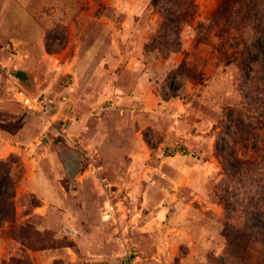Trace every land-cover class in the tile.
Listing matches in <instances>:
<instances>
[{
    "label": "rangeland",
    "instance_id": "374dc122",
    "mask_svg": "<svg viewBox=\"0 0 264 264\" xmlns=\"http://www.w3.org/2000/svg\"><path fill=\"white\" fill-rule=\"evenodd\" d=\"M180 1L185 23L164 51L151 39ZM221 2L0 0V131L24 142L0 154V264H264L257 190L215 153L226 110L260 113L245 97L256 78L219 60ZM13 82L49 111L25 110ZM105 109L102 150L71 134ZM39 179L53 201L32 191Z\"/></svg>",
    "mask_w": 264,
    "mask_h": 264
},
{
    "label": "trees",
    "instance_id": "16d2710c",
    "mask_svg": "<svg viewBox=\"0 0 264 264\" xmlns=\"http://www.w3.org/2000/svg\"><path fill=\"white\" fill-rule=\"evenodd\" d=\"M181 4V1L176 2V11H167L151 39L154 46L164 51L172 47V37L181 32L185 23V5ZM152 5L158 6L159 0H152ZM211 23L219 28L216 49L220 62L226 66H239L245 77H255L258 84L254 90L246 91L245 97L251 106L247 110L255 114L256 106L260 113L251 117L244 114L245 108L242 114L237 109L226 110V124H222L221 129L224 138L216 141L215 153L221 159L222 170L231 175L235 183L244 178L257 190L256 198L248 201L254 203L253 222H261L264 229V0H222ZM14 75L18 79L23 77L21 72ZM252 93H257L260 100ZM246 151L255 156L253 161L245 159Z\"/></svg>",
    "mask_w": 264,
    "mask_h": 264
},
{
    "label": "crops",
    "instance_id": "0c3cea01",
    "mask_svg": "<svg viewBox=\"0 0 264 264\" xmlns=\"http://www.w3.org/2000/svg\"><path fill=\"white\" fill-rule=\"evenodd\" d=\"M105 110L106 111H104V113H101V118L97 119L100 122L97 123V121H95L93 123L94 125L92 124V126H91V124H89L90 119H89L88 114L82 116L76 122L77 124L74 125V127H76V125H78L79 126L78 130L81 132L77 133V130L74 128V131H71V134L73 136H76V137H83V136L87 135L89 132L88 137H91L92 144L97 145V147H99V149L102 150L103 146L108 141L109 133L113 129V126L110 123L112 118L110 117V114L108 116H106L108 110L107 109H105ZM98 114L99 113H97V115ZM20 135H21V130L15 136L9 134L8 132H5V131L1 132L0 131V154L3 157H5L10 150H17V149L19 150V148L21 149V146L24 144V142L20 141ZM48 149L49 148L45 149L46 155H48ZM57 151H58V148H57ZM77 158L79 159V156H77ZM55 159L56 158H54V160ZM59 162H60V164H63V166L65 167V162H64V160H61L60 157H59ZM36 181H38V180H35L34 182H36ZM38 182L42 187L41 188L42 192H37L36 191L37 189L32 190L37 194L38 198H40V199L43 198V199H46L47 201H49V200L53 201L56 198V196L59 195V193L54 190L55 185H53V183L49 182L46 179H44V180L39 179ZM34 185H36V184H34ZM50 203L52 204V202H50ZM43 208H44V206L37 208L36 210H42ZM109 215L111 216V214H109Z\"/></svg>",
    "mask_w": 264,
    "mask_h": 264
},
{
    "label": "built area",
    "instance_id": "2783aa9c",
    "mask_svg": "<svg viewBox=\"0 0 264 264\" xmlns=\"http://www.w3.org/2000/svg\"><path fill=\"white\" fill-rule=\"evenodd\" d=\"M14 98L25 110L32 114L47 113L51 107L52 101L46 97H32L30 96L18 83L13 82ZM41 143L38 142L37 145ZM93 166V169H92ZM95 170V166L90 162L88 165L87 174ZM86 172V171H85ZM84 172V173H85Z\"/></svg>",
    "mask_w": 264,
    "mask_h": 264
},
{
    "label": "water",
    "instance_id": "95a60500",
    "mask_svg": "<svg viewBox=\"0 0 264 264\" xmlns=\"http://www.w3.org/2000/svg\"><path fill=\"white\" fill-rule=\"evenodd\" d=\"M110 217V215L109 214H106V215H104L103 217H102V219L103 220H106V219H108Z\"/></svg>",
    "mask_w": 264,
    "mask_h": 264
}]
</instances>
